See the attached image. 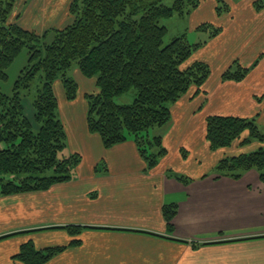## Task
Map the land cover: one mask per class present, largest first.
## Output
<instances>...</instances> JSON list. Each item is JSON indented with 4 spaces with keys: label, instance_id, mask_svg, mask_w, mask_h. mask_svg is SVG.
I'll use <instances>...</instances> for the list:
<instances>
[{
    "label": "crops",
    "instance_id": "0c3cea01",
    "mask_svg": "<svg viewBox=\"0 0 264 264\" xmlns=\"http://www.w3.org/2000/svg\"><path fill=\"white\" fill-rule=\"evenodd\" d=\"M71 1L32 0L24 13L27 0H17L9 21L29 30L37 24L38 34L51 25L62 28L71 21ZM256 1L264 2L226 1L229 11L217 15L215 0H201L190 13L199 15L197 27L220 28L190 58L207 64L210 75L203 94L192 89L171 105L161 135L167 153L155 167L146 169L131 140L104 148L84 119L80 145L70 151L81 155L70 181L0 197V235L26 232L0 240V264H23L13 256L28 241L38 250L67 246L45 264H264V183L253 170L237 180L213 172L221 157L247 152L248 145L237 142L232 153L218 155L222 149L210 150L205 139L209 115L264 125V7L257 10ZM236 61L257 63L241 81L222 80ZM169 170L191 181L183 184ZM168 203L177 204L171 232L162 216ZM64 226L82 229L71 235ZM71 240L80 242L69 245Z\"/></svg>",
    "mask_w": 264,
    "mask_h": 264
},
{
    "label": "trees",
    "instance_id": "16d2710c",
    "mask_svg": "<svg viewBox=\"0 0 264 264\" xmlns=\"http://www.w3.org/2000/svg\"><path fill=\"white\" fill-rule=\"evenodd\" d=\"M200 1L172 0L171 6H167L163 0H72L68 8L71 21L62 28L38 34L8 20L17 0H0V79L7 78V69L21 51L26 50L28 56L12 92L0 91V197L47 190L73 178L81 155L63 154L67 135L57 115L54 84L61 83L68 101L76 99L78 84L67 75L74 62L83 76L95 79L97 87L96 92L84 95L87 130L99 136L104 148L133 141L146 169L155 167L167 153L161 135L171 119V105L192 89L199 93L210 75L207 64L190 61L204 42L191 44L181 34L164 44L167 28L160 20L189 15ZM215 1L217 15L229 11L226 1ZM263 3L254 2L255 8H263ZM208 28L210 38L220 30L208 23L196 29ZM234 66L222 73V80L241 81L252 68L237 61ZM36 76L41 79V87L30 101L33 112L29 117L22 90H28ZM131 89L135 96L130 104L115 103L116 97ZM152 128L157 130L150 137ZM205 139L213 151L229 148L235 142L240 146L257 144L252 151L221 157L213 172L217 178L237 180L245 172L256 170L264 183V133L255 118L209 115L205 118ZM181 153L184 156L185 152ZM167 174L183 184L191 181L171 170ZM176 213V203L162 207L169 232ZM61 228L71 235L82 229ZM19 233L26 232L3 234L0 240ZM79 242L71 240L69 245ZM66 247L38 250L28 241L13 258L23 264H45Z\"/></svg>",
    "mask_w": 264,
    "mask_h": 264
},
{
    "label": "rangeland",
    "instance_id": "374dc122",
    "mask_svg": "<svg viewBox=\"0 0 264 264\" xmlns=\"http://www.w3.org/2000/svg\"><path fill=\"white\" fill-rule=\"evenodd\" d=\"M224 1H236V0H224ZM31 3H32V0H27V3L23 11L24 13L27 11ZM163 3L167 6H171L172 0H163ZM198 18H199V15L189 14L183 17H180L178 15H173L171 17L161 19L160 24L164 25L167 28V35L165 36L164 44H167L168 42L171 41L173 37L180 36L181 34H185L187 40L191 44L207 41L210 38L211 29L209 30L208 28L207 31L196 29L197 27L196 24L200 23V22L197 23ZM9 19H11V15L9 16L8 20ZM204 22H208V21H204ZM67 23L68 22H65L63 25ZM31 27H32V30L41 32L37 24H32ZM58 28H60L59 25H55V26L51 25L49 28H45L44 30L47 31V30L58 29ZM44 30L42 29V31ZM51 36H49L48 40H50ZM27 60H28V56H27L26 50L21 51V53L16 57V59L11 63V65L7 69V78L5 80L0 79V91L6 94H10L12 92L13 85L15 81L17 80L20 74V71L27 64ZM211 67H212V75L216 77L218 74L217 72L218 68L215 65H212ZM67 75L73 78L78 84V97L76 98V101H74V103L69 104L70 102L65 100V98L63 97V92H62L63 88L60 82H56L54 84L55 95H56L57 100H59V103H60L57 109V115L63 121L65 125V129H66V135H67V145L63 151L64 155L70 154L72 147H78L80 145V140L78 139L80 135L79 129L82 126H84L83 121L85 119V114L87 112V102L83 96V93L84 92L94 93L97 91L95 79L87 78L83 76L78 70L75 62L72 64L71 68L68 70ZM40 87H41V79L39 76H36L35 79L30 83L29 89L22 90L23 94L25 95V98L23 100L25 111L29 117H31L32 112H33L30 101L34 99V95H36V90L37 88L39 89ZM202 88L199 91V93L203 94L204 92ZM134 96H135V91L131 89L127 93H124L123 95L119 97H116L114 101L115 103L120 104V105L130 104L133 101ZM258 127H259V130L262 133H264V125L258 124ZM156 130L157 128H152L149 130L150 137L156 134ZM236 144L237 142H235L231 146V148H226V149H222V151H218L219 152L218 155L219 154L225 155L226 153L228 154L232 153L234 149L236 148ZM94 145L96 144L92 142L91 147H93ZM256 148H257V145L254 143L249 144L248 146L245 147V149H248L249 151H252ZM170 158H172L171 153H170ZM212 169L213 168H210L209 172H212ZM253 171L258 175V172L256 170H253Z\"/></svg>",
    "mask_w": 264,
    "mask_h": 264
}]
</instances>
